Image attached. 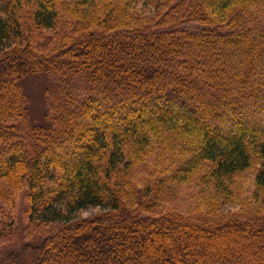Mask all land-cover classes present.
Segmentation results:
<instances>
[{
	"label": "trees",
	"instance_id": "obj_1",
	"mask_svg": "<svg viewBox=\"0 0 264 264\" xmlns=\"http://www.w3.org/2000/svg\"><path fill=\"white\" fill-rule=\"evenodd\" d=\"M0 200V264H264V0H0Z\"/></svg>",
	"mask_w": 264,
	"mask_h": 264
},
{
	"label": "rangeland",
	"instance_id": "obj_2",
	"mask_svg": "<svg viewBox=\"0 0 264 264\" xmlns=\"http://www.w3.org/2000/svg\"><path fill=\"white\" fill-rule=\"evenodd\" d=\"M32 94H34V93H32ZM31 101H32V104H35V102L37 103V98L35 97V96H31ZM33 117H36V118H38V116L37 115H33ZM85 137H86V140L87 141H90V138H91V134L90 133H87L86 135H85ZM0 204L1 205H4L5 207H6V205L5 204H3V200H0ZM231 207L232 208H234V207H237L235 204H233V205H231ZM98 211L99 210H97V209H94V208H91V209H88V210H86V211H82L80 214L81 215H84V216H87V215H90V214H92V213H98ZM0 215H4L3 214V211H2V209L0 210ZM15 225V221H14V223H13V226ZM228 226H225V227H222V228H227ZM218 230H220V229H211L210 231H209V238L210 239H208V240H206L207 242H211V240L212 239H214V240H217V239H219V238H224L223 239V242H225V243H229L231 246H236L238 249H239V247H241V245H240V243H236V242H234V241H232V239H230V241H229V237L231 236L230 235V233H228L229 235H227V234H222V233H220V231H218ZM232 237V236H231ZM23 241H25V232H23L22 231V229L21 228H16V233H15V235H14V239H12V240H10V241H8L6 244H4L6 247H7V249H6V251L5 252H3V253H5V255L7 254L8 255V253L9 252H18V249L20 248V245H22V242ZM160 239H158V240H155L154 241V244L155 245H157L158 246V244H161L160 242ZM182 241H184V240H182ZM222 242V241H221ZM249 245H250V247L252 248V249H255L256 248V246H255V244H252V243H249ZM171 247H174V243H172L171 244ZM197 247L198 248H200L198 251H200V256L201 257H203L204 259L205 258H209V255H210V252H211V247L212 246H209L208 245V243L206 244V243H204L203 241H201L198 245H197ZM26 254H28L27 252H25V256H26ZM178 254H179V256H181V254L179 253V251H178ZM0 257L2 258V257H4V256H2V253L0 254ZM7 257L8 256H6V259H7ZM19 259V258H18ZM249 259V258H248ZM1 261L2 262H6V263H8L9 262V259L8 260H3V259H1ZM242 263V262H241ZM243 264V263H242ZM245 264V263H244ZM248 264H255V262H254V259L252 260V262H249Z\"/></svg>",
	"mask_w": 264,
	"mask_h": 264
}]
</instances>
